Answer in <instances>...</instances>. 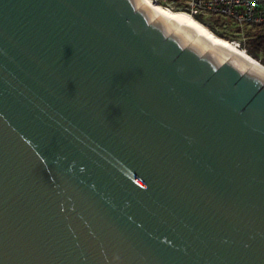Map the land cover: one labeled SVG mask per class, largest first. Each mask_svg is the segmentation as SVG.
I'll list each match as a JSON object with an SVG mask.
<instances>
[{
  "label": "water",
  "instance_id": "water-1",
  "mask_svg": "<svg viewBox=\"0 0 264 264\" xmlns=\"http://www.w3.org/2000/svg\"><path fill=\"white\" fill-rule=\"evenodd\" d=\"M0 264H264V74L142 0H0Z\"/></svg>",
  "mask_w": 264,
  "mask_h": 264
},
{
  "label": "built area",
  "instance_id": "built-area-1",
  "mask_svg": "<svg viewBox=\"0 0 264 264\" xmlns=\"http://www.w3.org/2000/svg\"><path fill=\"white\" fill-rule=\"evenodd\" d=\"M169 10L187 12L215 35L246 52L245 27L264 25V0H150Z\"/></svg>",
  "mask_w": 264,
  "mask_h": 264
},
{
  "label": "bare ground",
  "instance_id": "bare-ground-1",
  "mask_svg": "<svg viewBox=\"0 0 264 264\" xmlns=\"http://www.w3.org/2000/svg\"><path fill=\"white\" fill-rule=\"evenodd\" d=\"M147 7L171 30L195 42L202 48L213 50L225 56H236L249 66L264 74V67L243 52L234 42L223 39L194 20L187 12L169 10L150 0H142Z\"/></svg>",
  "mask_w": 264,
  "mask_h": 264
},
{
  "label": "trees",
  "instance_id": "trees-1",
  "mask_svg": "<svg viewBox=\"0 0 264 264\" xmlns=\"http://www.w3.org/2000/svg\"><path fill=\"white\" fill-rule=\"evenodd\" d=\"M247 37L246 54L260 63L259 55H263L264 59V28L248 33Z\"/></svg>",
  "mask_w": 264,
  "mask_h": 264
},
{
  "label": "rangeland",
  "instance_id": "rangeland-1",
  "mask_svg": "<svg viewBox=\"0 0 264 264\" xmlns=\"http://www.w3.org/2000/svg\"><path fill=\"white\" fill-rule=\"evenodd\" d=\"M261 28H264V26H257V27H253V28H251V27H245L244 28V33H251V32H255V31H257V30H259V29H261ZM259 60H260V64L264 67V59H263V55H259ZM257 61V60H256ZM258 62V61H257ZM259 63V62H258Z\"/></svg>",
  "mask_w": 264,
  "mask_h": 264
}]
</instances>
